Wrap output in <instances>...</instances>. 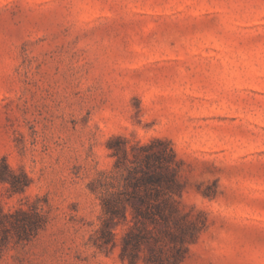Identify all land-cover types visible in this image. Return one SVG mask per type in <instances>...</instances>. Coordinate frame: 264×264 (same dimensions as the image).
I'll return each mask as SVG.
<instances>
[{"label": "rangeland", "instance_id": "rangeland-1", "mask_svg": "<svg viewBox=\"0 0 264 264\" xmlns=\"http://www.w3.org/2000/svg\"><path fill=\"white\" fill-rule=\"evenodd\" d=\"M115 139L179 161V264H264V0H0V162L28 179L0 205L43 221L0 264H127L129 214L99 247Z\"/></svg>", "mask_w": 264, "mask_h": 264}, {"label": "trees", "instance_id": "trees-1", "mask_svg": "<svg viewBox=\"0 0 264 264\" xmlns=\"http://www.w3.org/2000/svg\"><path fill=\"white\" fill-rule=\"evenodd\" d=\"M117 145H108L114 157L113 170L100 184L101 224L99 247L114 245V228L128 221L133 225L121 238L119 256L127 264H137L141 245L148 242L147 224L153 225L148 264H179L185 257L187 244L191 243L201 227L182 214L176 197L183 187L179 179L180 163L172 148L159 139L147 144H134L115 139ZM18 183L16 175L6 162H0V182L9 185L12 193L27 187ZM21 218L18 219L17 217ZM42 216L37 211L19 209L14 214L5 212L0 205V249L13 236L16 240H29L42 226ZM164 247H168L169 255Z\"/></svg>", "mask_w": 264, "mask_h": 264}]
</instances>
